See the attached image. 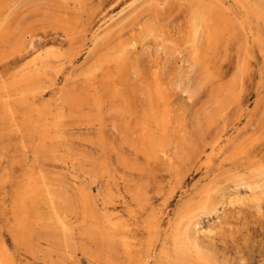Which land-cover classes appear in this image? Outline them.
I'll use <instances>...</instances> for the list:
<instances>
[{
    "label": "rangeland",
    "instance_id": "rangeland-1",
    "mask_svg": "<svg viewBox=\"0 0 264 264\" xmlns=\"http://www.w3.org/2000/svg\"><path fill=\"white\" fill-rule=\"evenodd\" d=\"M8 1L0 0L2 20L18 16L24 10L17 1L11 7ZM196 3H202L204 7L217 5L216 19L227 26L215 57L208 60L211 51L206 55L210 72L216 77L211 76V80L191 97H174L169 129L185 131L191 149L177 146L174 149L179 154L175 156L173 148L169 147L166 154L170 163L167 165L168 160L160 157L158 152L154 153L153 159H146L129 147L130 131L125 129L126 119L114 111V102L109 99L105 102L107 105L100 106L99 121L86 104L90 103L93 82L103 86L101 94L109 97L112 85L108 78L115 72L107 62L115 60L104 61L102 58L111 54L118 42L126 45L129 64H136L145 83L152 80L153 60L161 57L163 44L181 41L177 46L188 50L189 45L185 46L182 39L189 13ZM79 7L82 10L79 27L88 31L72 35L73 40L71 38L69 42L61 28L64 26L52 16L41 20L40 16L30 15L22 19L19 27L15 26L17 31L11 24L7 38L0 43V76L5 84L21 76L36 77L43 73L37 81L40 89L37 106L49 104L51 121L59 114L56 105L62 98L79 95L83 104L64 112L65 118L59 127L65 137L63 147L68 150L64 159L49 156L47 151L40 159V154H34L36 145L33 142L30 147L27 145V154L11 157L3 149L4 141L1 140L0 184L11 167L19 175L26 164L34 160L41 162L45 182L64 199L77 197L78 189L85 187L97 223L108 219L116 230L107 233L108 238L116 242L114 245L108 240L91 243L82 236L80 220L70 221L69 218L54 232L42 224H31L33 230L25 240L33 245V249L22 253L23 238L15 242L9 230L14 216L9 213L7 197L3 204L0 203V242L17 264L30 260L35 264H108V261L127 264L130 259L136 264H264V0H84ZM153 20L162 25L164 36L159 39L149 37L141 45L129 46L143 26ZM13 37L15 41H11ZM29 41L32 42L30 45ZM17 42L20 44L15 46ZM201 42L199 48L202 50L205 49L204 39ZM25 43L27 48L23 47ZM101 61L105 62L102 67L99 66ZM179 65L182 63L178 62ZM130 73L125 76L129 84L131 82V88H136L135 70ZM196 74V70L192 71L193 77ZM9 98L17 99L16 92ZM26 132L33 137L30 129ZM9 142L10 146L16 145V139ZM104 159L106 163L102 164ZM101 167H107L105 174L99 171ZM251 186L257 187V191ZM13 189V185L5 184L0 190V198L3 192L10 193ZM77 199L73 203L78 202ZM61 225L71 230L63 231ZM185 226L191 228L188 240L184 237L185 228H182ZM208 230L212 235L207 233ZM177 237L186 243L181 251L175 250L179 246ZM194 237L198 239L196 243ZM124 243L129 244L127 248ZM200 243L203 246L200 247ZM181 254H185L184 258H180Z\"/></svg>",
    "mask_w": 264,
    "mask_h": 264
},
{
    "label": "bare ground",
    "instance_id": "bare-ground-1",
    "mask_svg": "<svg viewBox=\"0 0 264 264\" xmlns=\"http://www.w3.org/2000/svg\"><path fill=\"white\" fill-rule=\"evenodd\" d=\"M15 1H17V3L20 4V7L24 8V10L20 9L21 11H23V13L19 14L18 16H14L8 20L7 19L2 20L0 18V43L3 40H5V38H7V35L9 34L8 29L11 27V24H13V26H14V28H13V26L11 28L13 30L15 29L17 31L18 29L15 26H18L22 22V19H24L25 17L30 16V15H33L36 17L40 16L41 20H42V18L47 19V18H50L49 16H52V18L56 22H60L64 26V27H61V26L60 27L64 29L63 32H64L65 37L68 39V42H69V40H71L72 35H74V34L79 35L82 32L88 31L87 28H85V31H84V29H83L84 27L81 26L82 27L81 29L79 27L80 21H81L79 18L82 14V10H80L79 6L83 3L84 0H13V1L9 0L7 3H8V5L10 4V7H11V4L14 3ZM19 4H18V6H19ZM201 4L202 3H196L195 8L193 7L192 11H190L189 16H188L189 18L187 21V26L185 27V32H184L185 37L182 40L185 43L184 44L185 46L189 45V49L186 50L183 47L177 46L181 41H179V42L177 41V42H173V43L170 41L169 43L167 42V44H163L162 45L163 50H162L161 57H155L153 60L154 73L152 74V78H151L152 80L150 81V83H148V82L145 83L144 78H143V73L138 72V67H136L135 63L133 65L129 64V61L127 58V49H126L127 47H126V45L124 46L122 43L118 42L116 48L111 53L112 55L108 54L105 58H102V60H104V61L115 60V62H107V65L110 66V69H112L115 72L112 75L114 78L113 77L108 78L109 79L108 81H110V83L112 85L111 89L109 91V94H110V95H108L109 97L107 96L108 98H106L105 95L103 96L101 94L103 86L99 85L97 82H93L90 85V88H91V90H90L91 96L90 97L91 98H90V103H88L86 105L87 106L89 105V109L91 111H93V113H95V117L97 118V121H99L98 112H99L100 106L103 105V107H104V103L108 102V100L110 99L112 102H114L112 104V105H114V111H117V113H119L121 115V117L126 119L125 123H124V125L126 126L125 129L127 131H130V133L128 132L130 138H129V140L127 139L129 141V144H128L129 147L134 149L135 153L137 155H139L141 157H145L146 159H153L154 153H156V152H158V154H160V157H162L163 159H167L166 153H167V150L169 147L173 148L172 153H174L175 156H177L179 154V152L176 151L177 149H174L177 146H180V147L185 146V147H188L191 149L189 142H188V139L186 137L185 131H182V130L174 131L172 129H169V124L171 123L170 121L172 118L171 114L173 112L172 102H173L175 96L179 97V96L187 95L188 97H191V95L194 94V92L199 91L202 87L205 86L206 82L211 80V76H214L210 72V68L208 67L209 63L206 62V55L208 53H210V51H211V55H210L208 60H212V56L215 57L216 52L218 50V45H219L220 40H221V36L223 34L225 27L227 26L226 23H222L221 21L216 19L217 16H215V15L218 12V6L217 5L211 6V7H204ZM16 7H17V5H16ZM246 8H248V7H246ZM16 13L17 12H14L15 15H16ZM6 18H7V16H6ZM39 22L40 21H38V23ZM33 23H37V21L33 22ZM98 23H100V21ZM92 24H93V22H92ZM37 26H38V24H37ZM31 27H33L32 24H31ZM36 27L34 26V29ZM25 28H27V27H25ZM12 29H10V31ZM231 29H233V27H231ZM163 30L164 29H163L162 25L157 23L155 20L148 21V23H146L143 26V28L141 29L139 36L136 39H134L133 41H131L130 44H128V45L131 47H133V46L136 47L139 44L141 45L146 40V38H149V37H151V39H152V37L154 39L155 38L159 39L161 36H164ZM29 31L31 32L30 28H29ZM24 32H25V30H24ZM102 33H104V32H102ZM19 34H20V31H19ZM23 34H25V33H23ZM235 34L237 35V33H235ZM16 36L18 37V34ZM256 36H258V34ZM15 37H13V39H11V41L12 40L15 41L16 40ZM20 37H19V39H20ZM14 38H15V40H14ZM235 38H237V37H235ZM203 39L205 41V49L203 48L201 50L199 48V46L202 43L201 41H203ZM72 40H73V38H72ZM31 41H29V45H30V43H32ZM252 41H254V40H252ZM18 43L19 42L15 43L14 45L16 46V44H18ZM26 43L28 44V42H26ZM26 43H25V46L23 45V47H26ZM225 44H226V42H225ZM9 46L7 45V47H9ZM12 46H13V42H12ZM220 46H221V44H220ZM226 46H227V44H226ZM131 47H130V49H131ZM23 49H25V48H23ZM35 49L37 50V47ZM237 49L235 48V50H237ZM109 50H110V48H109ZM16 51H18V49H15V52ZM19 51H22V50H19ZM144 51H145V49H144ZM156 51H158V50L155 49L154 52L157 53ZM4 52H5V50H4ZM99 53H102V52H99ZM24 54H22V55L24 56ZM102 54H104V53H102ZM9 55H10V53H9ZM11 55H13V51H12ZM228 55H229V50H228ZM228 55H227V58H228ZM5 57H8V56L5 55ZM232 58L234 59V56H232ZM224 59H223V61H224ZM230 59H231V57H230ZM258 61H259V59H258ZM178 62L182 63V65L177 66ZM101 63H102V61L99 63L100 64L99 66L102 67L105 62L102 64ZM249 63H251V61ZM41 64H43V63H41ZM223 65H225V64H223ZM235 65H236V63H235ZM251 65H252V63H251ZM218 66H219V64H218ZM221 67H223V66H221ZM132 70H135V76L137 77V83L138 84H137L136 88H131V82L129 84V79L125 76L126 74L131 75L130 72ZM195 70H196V72H198V75L196 74L197 76L193 77L192 71H195ZM29 72H27V73H29ZM110 72H111V70H110ZM253 72H254V70H253ZM47 73H49V72H47ZM223 73H224V71H223ZM42 74L43 73H41L40 75H38L36 77L21 76L20 78L13 80L10 84H5V82L2 80L3 77L0 76V141L1 140L4 141L2 143V146L4 147L3 149L6 151V154H10L11 157H16L17 154H21V153L27 154L28 153L27 148H28V146L29 147L31 146L30 142H33L36 145V148L34 147L35 149H33V150H35L34 154L35 155L40 154L41 155L40 159L43 157V155H44L43 153L45 151L48 152L49 156L59 157L61 159H64L65 154L68 152V150L63 147V142L65 140V137H64V133L59 129V127L61 125V122L65 118V115H64L65 111L72 109L75 105L79 106V105H83V104L81 103L79 95H78V97L71 96V98L69 96L67 99L65 97V100H63V98H62V100L57 101V105H56L57 109L60 110L59 114L57 116H53L52 121H51V118H49L50 115L48 117V111H49L48 105L49 104L47 105L46 103H44V105L41 108L37 106V100H38L37 98L39 97V94H40V92H39L40 89H38L37 81L41 77H43ZM116 75H117V79L115 78ZM236 75H238V74H236ZM226 76H228V75H226ZM163 77H165V78L163 79ZM215 77L216 76H214V78ZM217 78H219V77H217ZM103 79L105 81V78H103ZM249 79H253V78H249ZM71 80H69V81H71ZM104 81H103V83H104ZM12 92H16V94H17V99H15L14 101L9 98ZM70 94H71V92H70ZM85 94H86V92H85ZM65 95H66V93H65ZM11 102H13V104H11ZM223 109H224V107L222 108V110ZM88 123L92 124L93 122H88ZM178 125H179V123H178ZM28 129H30V133H32L34 138L31 135H28V133L26 132ZM172 137H175L174 138L175 141L171 140V139H173ZM13 139H16V142H15L16 145L14 147L9 145V143H10L9 141H11ZM27 141H28V144H27ZM100 150H102V149H100ZM44 157H46V156H44ZM18 158H21V157L18 156ZM167 160H168V162H167V165H168L170 163V159L168 158ZM39 163H41V162L34 160V162L26 164L24 166L25 169H22V171L20 172L19 175L16 174L15 170L13 171L12 167L10 169L7 168L9 170V172H5V175L1 178V181H3V182L1 183L2 186L0 187V190L4 189L5 184H7V183H8V185L10 184V185L14 186V189L12 192H10V193L3 192L2 193L1 198H0V203L3 204V200L6 197L9 198V200H10V204H9L10 209H8V210H9V213L14 217H13V220L11 221L12 224H11V227L9 228V230L13 234L15 242L18 240H22V238H23L22 241L24 242V248L21 249V252L22 253L26 252V249L28 251H31L33 249V245H30L29 242L26 243V240H25V238L26 239L29 238L31 231L33 230L32 226H30L31 224H33V225L42 224V226H47L49 230L54 232V230H57V228L60 227L61 222H65L69 218H70V221H71V219L80 220L79 227L83 230L81 232L82 236L85 237L86 239H88L91 243L94 240H97L100 243L107 242V240H108V242H110V244L114 245L116 240H114V239L112 240V239L108 238L107 233L114 231L115 226L112 223H108L109 222L108 219L101 221L100 224L97 223L96 215L92 212V210L90 209V206L88 204L89 203L88 198H87L88 191L86 192L85 187L82 186L78 189V192L76 191L77 197L73 198V196H69L68 198L64 199L61 195L56 193L55 189L53 188V186L50 183L45 182L46 180L43 178V174H42L43 169H41V166L39 165ZM46 163L47 162H45V164ZM48 163H47V165H48ZM105 163H106V160L104 159L102 164H105ZM14 164H17V163L15 162ZM57 166H58V164H57ZM106 168L107 167H103V168L101 167V169H99V171L102 174L103 173L105 174ZM262 174H264V173H262ZM44 176H45V174H44ZM117 176H119V174ZM50 177H48V178H50ZM261 177H262V175L260 176V179H262ZM156 178H158V177H156ZM262 180H264V176H263ZM50 181H52V180H50ZM53 181H55V180H53ZM260 183L261 182L259 180V184ZM262 184L263 183H261V186H262ZM263 187H264V185H263ZM248 188L251 189L250 187H247V189ZM253 188H255V190H256L257 187L254 186V187H252V189ZM260 189H263V188H260ZM167 193H169V192H167ZM7 194H10V196H8ZM260 194H261V192H260ZM206 195H207V193H206ZM228 196H229V194H228ZM235 197L236 196H234V198ZM75 198H78L77 199L78 202L73 203V201H75ZM227 200H229L228 197H227ZM232 200L234 202L238 201L236 199H235L236 201L234 199H232ZM239 200L243 202V200H241V199H239ZM229 201H231V200H229ZM236 204H238V202ZM220 205L222 206V204H220ZM212 206H213V204H212ZM227 206L229 207V205H227ZM232 206H233V204H232ZM4 210L6 211L5 208H4ZM215 220H216V218H215ZM195 221H198V220H195ZM192 223H193V221H192ZM195 223H197V222H195ZM195 223L193 225L196 226ZM213 226H215V225H213ZM213 226H210V227L212 228ZM61 227L63 228V231L64 230H66V231L71 230V229H69V227H65V225H63V226L61 225ZM182 228H185L184 229L185 230L184 231V237L186 240H188V234L191 233V228L190 227L187 228L186 226L182 227ZM214 229H216V228L214 227ZM107 230H108V232H107ZM149 230H151L150 225H149ZM117 231H120V230L117 229ZM181 233H179L180 236H181ZM207 233L209 235H212L211 230H208ZM196 234H198V233H196ZM119 236L121 237L120 233H119ZM205 236H207V234H205ZM198 237H199V235H198ZM201 237H203V236H201ZM211 237H213V236H211ZM211 237H210V239H211ZM177 238H178L177 242L179 243V246H178V248L175 247V250L178 249L181 251V250H183L182 245L184 244V242H181V237L180 238L177 237ZM205 238L207 239V237H205ZM194 239H195V237H194ZM121 240L123 242H125L124 239L121 238ZM197 240L198 239H195V243ZM199 240H200V238H199ZM200 244H196V246H198ZM128 245H129L128 243L123 244L124 248H127ZM175 246H176V244H175ZM201 246H203V243L200 245V247ZM173 249H174V246H173ZM35 252H36V250H35ZM176 252H178V251H176ZM123 254H125V253H123ZM151 255H153V253ZM184 255L181 254L180 258L181 257L184 258ZM178 258H176V259H178ZM205 258H206V256H205ZM209 260H210V258H209ZM183 263H185V262H183ZM183 263L181 262L180 264H183ZM0 264H17L15 261V258L8 252L7 247L1 242H0ZM25 264H35V263L30 260L29 262H27ZM108 264H117V262L108 261ZM127 264H136V263H135V261L130 259L129 263H127ZM144 264H146V262H144Z\"/></svg>",
    "mask_w": 264,
    "mask_h": 264
}]
</instances>
